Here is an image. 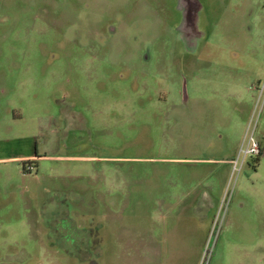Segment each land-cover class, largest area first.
Returning a JSON list of instances; mask_svg holds the SVG:
<instances>
[{
    "label": "rangeland",
    "instance_id": "374dc122",
    "mask_svg": "<svg viewBox=\"0 0 264 264\" xmlns=\"http://www.w3.org/2000/svg\"><path fill=\"white\" fill-rule=\"evenodd\" d=\"M201 257L264 264V0H0V264Z\"/></svg>",
    "mask_w": 264,
    "mask_h": 264
},
{
    "label": "built area",
    "instance_id": "2783aa9c",
    "mask_svg": "<svg viewBox=\"0 0 264 264\" xmlns=\"http://www.w3.org/2000/svg\"><path fill=\"white\" fill-rule=\"evenodd\" d=\"M262 92H263V88L261 87L259 89L258 97H257L255 103L258 102L259 96H261ZM258 111H259V108L254 107L252 109V111L250 112V115H249L248 120H247L246 125H245L244 133H243L242 138L238 144L236 156L234 159H230L227 161L231 165V168L233 171H237L239 169V166L243 162L245 157H247V156H258L261 152L260 145L253 136V133H254V130L256 127V120H257V116H258ZM223 204H224V202H222L221 205L219 204L218 208L216 209V213L213 216L212 228H214V225L217 224L216 228H215L216 231L218 230V225H219L220 219H221V217H223V214H224V205ZM220 213H221V216H220ZM216 231H215L214 235L216 234ZM211 237H212V234L210 236V232H209L205 245L208 244V242L211 240ZM209 250L203 251L204 259L206 256V252L208 254ZM200 264H204L203 258H202Z\"/></svg>",
    "mask_w": 264,
    "mask_h": 264
},
{
    "label": "crops",
    "instance_id": "0c3cea01",
    "mask_svg": "<svg viewBox=\"0 0 264 264\" xmlns=\"http://www.w3.org/2000/svg\"><path fill=\"white\" fill-rule=\"evenodd\" d=\"M202 198L208 201V195H207V197H205V195H204V197H202ZM207 201L202 202V203L197 204V205H194L196 207L193 209V211H195L194 214L196 215V217L198 219H203L204 216L207 217V215L209 214L208 209L210 206V202L209 201L207 202Z\"/></svg>",
    "mask_w": 264,
    "mask_h": 264
},
{
    "label": "trees",
    "instance_id": "16d2710c",
    "mask_svg": "<svg viewBox=\"0 0 264 264\" xmlns=\"http://www.w3.org/2000/svg\"><path fill=\"white\" fill-rule=\"evenodd\" d=\"M260 154H261V152H260Z\"/></svg>",
    "mask_w": 264,
    "mask_h": 264
}]
</instances>
